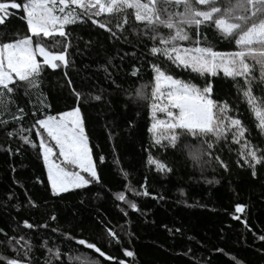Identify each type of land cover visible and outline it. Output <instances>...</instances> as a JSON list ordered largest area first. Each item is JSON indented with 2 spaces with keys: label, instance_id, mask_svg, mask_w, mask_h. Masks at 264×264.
<instances>
[{
  "label": "snow or ice",
  "instance_id": "snow-or-ice-1",
  "mask_svg": "<svg viewBox=\"0 0 264 264\" xmlns=\"http://www.w3.org/2000/svg\"><path fill=\"white\" fill-rule=\"evenodd\" d=\"M13 20L21 23L9 28ZM87 23L103 29L114 47L120 44L131 48L130 51L117 49L97 70H102L105 81L124 97L120 101L123 111L138 109L141 101L146 102L151 117L147 128L150 142L144 148L146 167L161 176L172 174L174 166L164 155L171 150L184 154L202 172L213 166L229 172L228 163L216 154V149L221 144L231 143L239 146L237 166L250 169L252 177H257V166L264 168V146L246 137L247 128L239 113L229 100L215 95L217 88L212 78L221 74L231 78L264 131V0H0V136L5 138L4 143H0V151L21 155L23 150H33L46 166L48 191L52 197H82L91 190L90 186L103 187L81 109L89 99L111 107L108 99L111 93L99 85H88L96 89L98 94L95 95L77 91L68 79L76 106L52 115L48 111L51 105L46 103L47 96L40 87L42 74L49 69H62L64 76H68L67 69L75 63L71 59L72 50L83 54L74 43L78 38L72 35L71 26ZM209 31L216 34L217 41H227L234 46L233 50H216L209 40ZM91 44L86 41L85 47ZM126 58H143L152 70V81L127 88L117 83L114 73ZM169 64L195 73L197 80L203 78V82L176 78L170 74ZM140 72L141 67L133 66L129 79L139 80ZM257 91L260 96L255 95ZM126 123L128 130L133 131L134 122ZM115 135L109 128V139ZM13 143L16 144L14 150ZM54 156L61 158L59 162ZM98 160L103 164L105 157L99 155ZM15 170L13 167L12 171ZM119 171L127 180L129 173L122 168ZM36 182L43 183L39 178ZM206 182L220 183L215 179ZM15 183L22 187L19 181ZM129 192L135 197L165 199L150 189L147 177L139 188L129 182L124 191L116 194V199L134 212L142 209L128 197ZM25 197L26 202L21 205L15 191L9 189L0 203H11L17 211L22 206L47 207L46 202L38 204L28 196L27 190ZM13 200L16 202L12 203ZM246 207L236 204L235 213H244ZM122 212L128 215L124 209ZM235 213L231 214L233 219L252 231L247 219L241 220ZM12 219L15 227L11 234L0 228V264H74L80 258L72 254L66 241L92 249L106 260H116L96 243L77 238L59 224L53 226L50 222L58 219L54 210L43 222ZM106 231L110 244L121 245V238L113 228ZM44 232L52 235L45 236ZM175 232L180 233L181 229L176 228ZM256 239L264 241V234ZM215 251L224 252L220 248ZM261 252L264 253V249ZM123 255L133 257L135 254L125 248ZM179 255L188 258V264H210V260L198 257L190 246ZM232 260L234 264H243L238 258L232 257ZM116 264L126 262L119 259Z\"/></svg>",
  "mask_w": 264,
  "mask_h": 264
},
{
  "label": "trees",
  "instance_id": "trees-1",
  "mask_svg": "<svg viewBox=\"0 0 264 264\" xmlns=\"http://www.w3.org/2000/svg\"><path fill=\"white\" fill-rule=\"evenodd\" d=\"M115 22L114 19L112 23ZM20 23L19 20H13L8 27L14 28ZM71 30L72 35L78 38L74 43L78 44L83 54H76L72 50L71 59L75 63L67 69L68 76H64L62 69H49L42 74L40 87L47 96L46 103L51 105L48 111L52 115L76 106V98L67 85L68 79L72 80V87L77 91L92 92L95 95L98 94L96 89L88 85H99L111 93L108 96L112 102L111 107L100 101H81L86 132L93 148V159L102 176L103 187L90 186L91 190L82 197H52L48 191L46 167L33 150H23L21 155H8L0 151V201L4 200V193L12 189L21 205L26 202L25 190L38 204L47 203L46 208L22 206L19 211L12 208L11 203H0V228L11 234V229L15 227L13 217L17 221L28 219L29 222H43L54 210L58 219L50 222L53 226L59 224L77 238L96 243L102 251L116 257V260H125L126 264H188V258L179 254L189 246L197 252L198 257L210 260V264H234L232 257L238 258L243 264H264V253L261 252L264 241L256 239L264 234V168L257 166V177L254 179L250 169L237 166L239 146L229 143L221 144L216 149V154L228 163L229 172H224L219 166L206 167L202 172L184 154L173 153L171 150L164 155L174 166L172 174L161 176L150 170L146 167L147 154L144 151L150 142L147 128L151 124L146 102L141 101L138 109L123 111L120 101L124 97L114 85L105 81L103 71L97 70L98 65L105 63L108 55L114 56L121 47L124 51H130V46L117 44L114 47L108 34L90 23L71 26ZM215 35L208 32L209 40L215 44L216 50H233L234 46L227 41H217ZM130 39L134 40L131 37ZM86 41L92 42L90 47H85ZM140 47L143 48V45ZM133 66L141 67L139 80L135 77L129 79ZM168 68L170 74L176 78L192 80L193 83L203 82V78L197 80L195 73L183 68L170 64ZM114 77L117 83L127 88L132 84L139 86L151 82L153 73L143 58H126L120 69L114 73ZM212 79L217 88L215 95L229 100L239 113V118L247 128L246 137L252 143L264 146V131L258 126V119L234 87L231 78H224L221 74ZM255 95L261 94L257 91ZM128 120L135 124L133 131L128 130ZM109 128L117 134L112 139L108 136ZM4 140L0 136V143H4ZM15 147L16 144L13 143V150ZM99 155L105 157L103 164L99 163ZM13 167L15 172L12 171ZM121 168L129 173L127 180L120 174ZM145 177L150 189L162 194L165 199L135 197L129 192L128 197L134 199L142 209L141 212H134L124 202L118 201L116 194L124 191L125 184L129 182L139 188ZM37 178L43 183H37ZM213 179L220 183L206 182ZM16 181L22 187L17 186ZM97 192L100 193L99 196L96 195ZM81 199L84 200L83 204L80 203ZM14 202L16 200L12 201ZM236 204L247 205L244 213H235ZM122 209L127 211V216ZM232 213L240 216L241 220L247 219L252 231H248L240 221L233 219ZM109 227L120 236L121 245L108 242L106 229ZM176 228H180L181 232H175ZM168 229L173 231L169 232ZM43 235L52 234L44 232ZM189 237L194 239L189 240ZM65 243L72 249V254L80 258L74 264H83L85 261L96 264L97 260L100 264H116V260L99 257L94 250L77 245L74 241ZM125 248L133 251L135 255L124 256ZM217 248L223 249V254L216 252Z\"/></svg>",
  "mask_w": 264,
  "mask_h": 264
},
{
  "label": "rangeland",
  "instance_id": "rangeland-1",
  "mask_svg": "<svg viewBox=\"0 0 264 264\" xmlns=\"http://www.w3.org/2000/svg\"><path fill=\"white\" fill-rule=\"evenodd\" d=\"M162 115V114H161ZM57 152H58V149H57ZM53 159H55V160H57V162H59V160L61 159V158H59L58 156H54L53 157ZM46 167V166H45ZM47 171V170H46Z\"/></svg>",
  "mask_w": 264,
  "mask_h": 264
}]
</instances>
